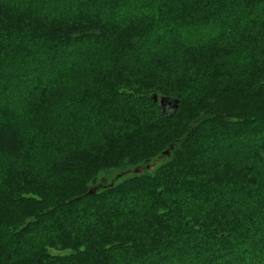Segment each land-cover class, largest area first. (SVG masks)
<instances>
[{"label":"trees","instance_id":"obj_1","mask_svg":"<svg viewBox=\"0 0 264 264\" xmlns=\"http://www.w3.org/2000/svg\"><path fill=\"white\" fill-rule=\"evenodd\" d=\"M0 264H264V0H0Z\"/></svg>","mask_w":264,"mask_h":264},{"label":"rangeland","instance_id":"obj_2","mask_svg":"<svg viewBox=\"0 0 264 264\" xmlns=\"http://www.w3.org/2000/svg\"><path fill=\"white\" fill-rule=\"evenodd\" d=\"M167 155H169V153L168 154H161L160 156L152 159L147 164H138L137 166H135V165L134 166H131V167H129L127 169V171L118 174V176L120 178H123V177L131 176L133 174H137V173L144 172L145 170L150 171V172H153L158 165H160L161 163H163L166 160ZM116 174L117 173H113L112 176L110 177V180L113 177H115Z\"/></svg>","mask_w":264,"mask_h":264},{"label":"water","instance_id":"obj_3","mask_svg":"<svg viewBox=\"0 0 264 264\" xmlns=\"http://www.w3.org/2000/svg\"><path fill=\"white\" fill-rule=\"evenodd\" d=\"M153 100L154 101H159L160 105L164 107L166 104L171 107H173L174 110L178 108V100L177 99H169L168 97L165 96H157L156 94L153 95Z\"/></svg>","mask_w":264,"mask_h":264}]
</instances>
